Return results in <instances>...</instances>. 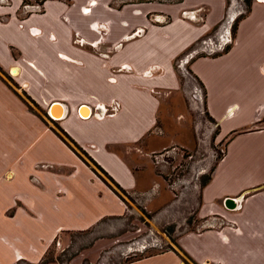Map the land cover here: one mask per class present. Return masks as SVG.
Here are the masks:
<instances>
[{"label": "crops", "instance_id": "1", "mask_svg": "<svg viewBox=\"0 0 264 264\" xmlns=\"http://www.w3.org/2000/svg\"><path fill=\"white\" fill-rule=\"evenodd\" d=\"M236 9L45 0L24 14L22 0H0V264H38L62 234L125 217L123 194L155 204L141 158L165 147L162 100L180 91L174 63L196 45L187 72L225 150L199 192L201 226L177 237V251L128 264H264V2L236 20L226 53L201 51Z\"/></svg>", "mask_w": 264, "mask_h": 264}, {"label": "rangeland", "instance_id": "2", "mask_svg": "<svg viewBox=\"0 0 264 264\" xmlns=\"http://www.w3.org/2000/svg\"><path fill=\"white\" fill-rule=\"evenodd\" d=\"M22 1L24 14L32 8H43L40 0ZM233 1L242 12L239 19L249 6L246 0ZM215 31L208 37L215 38ZM181 59L174 63L181 89L162 100L157 134L165 147L141 158L145 164L142 186L156 184L153 196L158 200L147 208L141 199L123 194L130 207L125 217L105 219L91 229L62 234L45 255L52 261L49 264H124L143 256L177 251V237L201 226L196 216L199 192L222 158L225 142H215L217 129L204 112L203 89L188 74V65L183 74L178 69ZM134 161L140 167V159Z\"/></svg>", "mask_w": 264, "mask_h": 264}, {"label": "built area", "instance_id": "3", "mask_svg": "<svg viewBox=\"0 0 264 264\" xmlns=\"http://www.w3.org/2000/svg\"><path fill=\"white\" fill-rule=\"evenodd\" d=\"M261 2H264V0H261ZM42 10H43V8L36 7V8L30 9V11H28L27 13H29V12H41ZM183 14L185 15L186 13H183ZM241 14H242V12L240 11V9L238 7V9H236V13L234 15V19H233V17L230 18L229 16H227V19L223 22L224 26H221L219 28V30L217 31V33H216V39L214 41H208L207 43H210L209 47H203V50H201V51L203 53L205 52V53H207L209 55H213V54H216V53H224V51H226L227 48H229V46H232V44L234 43V41H233V31H232L233 22H235V20ZM191 18L195 19L196 16H191ZM29 31L33 35L34 34H38L34 28H31ZM195 53H196V51H193V52L189 53L186 57H184V59L180 60L178 67L182 71V74H183V69H184L185 65H187V63L189 61V58L193 57V55ZM117 107H118L117 103H112L110 108L112 110H114ZM95 109L99 110V113L95 114V116L98 117V118H102L108 111V109H105L101 105H96Z\"/></svg>", "mask_w": 264, "mask_h": 264}, {"label": "trees", "instance_id": "4", "mask_svg": "<svg viewBox=\"0 0 264 264\" xmlns=\"http://www.w3.org/2000/svg\"><path fill=\"white\" fill-rule=\"evenodd\" d=\"M41 2H44L45 0H40ZM247 1V5L249 6L250 5V2H251V0H246ZM228 51V50H227ZM226 51V52H227ZM29 99V98H28ZM207 117H209V116H207ZM209 119H210V121H212L213 122V120L209 117ZM263 121V120H262ZM261 121V122H262ZM211 180V176H209V177H207L206 178V180L202 183V185H201V188L202 187H204V186H206V184L209 182ZM47 254V253H46ZM45 254V255H46ZM149 256H152V255H149ZM149 256H143V257H141V258H146V257H149ZM141 258H139V259H141ZM139 259H134V260H128L126 263H124V264H128V263H131V262H133V261H135V260H139ZM52 261H49V260H46V257L44 256L43 258H42V260L38 263V264H49V263H51Z\"/></svg>", "mask_w": 264, "mask_h": 264}, {"label": "water", "instance_id": "5", "mask_svg": "<svg viewBox=\"0 0 264 264\" xmlns=\"http://www.w3.org/2000/svg\"><path fill=\"white\" fill-rule=\"evenodd\" d=\"M80 115L81 116H87V112H85V108H82V110L80 111ZM51 117L54 119V120H58V119H60V115H52L51 114Z\"/></svg>", "mask_w": 264, "mask_h": 264}]
</instances>
